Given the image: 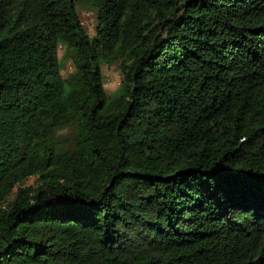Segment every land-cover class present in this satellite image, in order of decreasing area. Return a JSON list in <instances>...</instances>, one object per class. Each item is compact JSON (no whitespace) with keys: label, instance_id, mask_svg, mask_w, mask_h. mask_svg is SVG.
<instances>
[{"label":"trees","instance_id":"16d2710c","mask_svg":"<svg viewBox=\"0 0 264 264\" xmlns=\"http://www.w3.org/2000/svg\"><path fill=\"white\" fill-rule=\"evenodd\" d=\"M0 264H264V0H0Z\"/></svg>","mask_w":264,"mask_h":264},{"label":"rangeland","instance_id":"374dc122","mask_svg":"<svg viewBox=\"0 0 264 264\" xmlns=\"http://www.w3.org/2000/svg\"><path fill=\"white\" fill-rule=\"evenodd\" d=\"M77 12L79 18L81 20V24L84 27L85 31L92 36L95 33V26H96V13L95 9L92 8L89 4H78L77 5ZM63 47H60L58 50L59 57L63 54ZM72 71V64L71 62H67L66 65L63 67L62 75L65 76L68 72ZM101 72L103 76V83L107 93L113 92L121 79V75L117 65H101ZM25 185L34 184V178L30 177L25 180Z\"/></svg>","mask_w":264,"mask_h":264},{"label":"built area","instance_id":"2783aa9c","mask_svg":"<svg viewBox=\"0 0 264 264\" xmlns=\"http://www.w3.org/2000/svg\"><path fill=\"white\" fill-rule=\"evenodd\" d=\"M60 48V47H59Z\"/></svg>","mask_w":264,"mask_h":264}]
</instances>
